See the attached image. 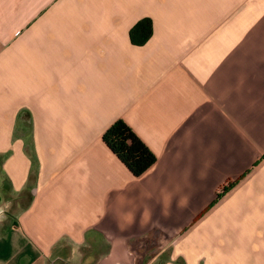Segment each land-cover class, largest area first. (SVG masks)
<instances>
[{
    "label": "crops",
    "instance_id": "crops-1",
    "mask_svg": "<svg viewBox=\"0 0 264 264\" xmlns=\"http://www.w3.org/2000/svg\"><path fill=\"white\" fill-rule=\"evenodd\" d=\"M157 237L159 264H264V0H0V264H157Z\"/></svg>",
    "mask_w": 264,
    "mask_h": 264
},
{
    "label": "trees",
    "instance_id": "trees-1",
    "mask_svg": "<svg viewBox=\"0 0 264 264\" xmlns=\"http://www.w3.org/2000/svg\"><path fill=\"white\" fill-rule=\"evenodd\" d=\"M152 32L151 18L143 17L130 28V42L134 45H143L151 37ZM101 141L135 177L143 174L156 161L153 151L123 119L115 120L103 132ZM230 185L225 186L223 191Z\"/></svg>",
    "mask_w": 264,
    "mask_h": 264
},
{
    "label": "rangeland",
    "instance_id": "rangeland-1",
    "mask_svg": "<svg viewBox=\"0 0 264 264\" xmlns=\"http://www.w3.org/2000/svg\"><path fill=\"white\" fill-rule=\"evenodd\" d=\"M164 239L165 238L159 240L157 237L155 241L149 242L146 240V242L139 244L135 251H137V253L140 255V258H142L144 261H148L155 255L157 258L154 259V263H162L168 254V251L166 250L168 246L167 240ZM162 248H164V251L161 250Z\"/></svg>",
    "mask_w": 264,
    "mask_h": 264
}]
</instances>
